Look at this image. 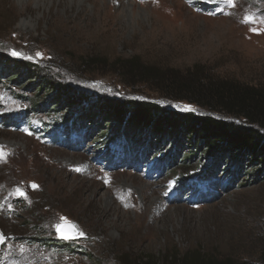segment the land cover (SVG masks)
I'll list each match as a JSON object with an SVG mask.
<instances>
[{"label": "rangeland", "instance_id": "rangeland-1", "mask_svg": "<svg viewBox=\"0 0 264 264\" xmlns=\"http://www.w3.org/2000/svg\"><path fill=\"white\" fill-rule=\"evenodd\" d=\"M133 58L264 87V0H0V264H134L192 249L257 259L261 167L235 169L231 182L212 157L175 165L190 155L186 146L178 144L174 164L157 157L173 153L170 140L155 145L157 138L138 134L143 145L123 138L109 148L95 144L106 122L89 113L100 98L218 117L124 82L111 65ZM11 61L36 68L46 92L36 93L22 69L21 84L9 82ZM56 89L74 108L34 111L36 98L47 104ZM61 223L83 236L59 240Z\"/></svg>", "mask_w": 264, "mask_h": 264}, {"label": "trees", "instance_id": "trees-1", "mask_svg": "<svg viewBox=\"0 0 264 264\" xmlns=\"http://www.w3.org/2000/svg\"><path fill=\"white\" fill-rule=\"evenodd\" d=\"M92 61L100 62L96 59H91ZM10 65L12 75L9 82L18 78V82L14 83L21 84L22 69L27 76L26 80L33 79L31 85L32 83L38 85L34 90L36 93L42 90L46 92L47 87L44 83L39 85L36 82V68L19 61H11ZM111 66L114 71H119L124 82L132 81L146 85L164 99L184 101L218 117L197 115L192 112L177 113L145 101L120 102L100 98L96 106L97 112L89 113L92 117H101L103 123L106 122L102 131L97 134L100 141H94L95 144L99 143L100 146L105 145L109 148L123 138L132 146L140 141L141 136L136 135L142 134L144 138L141 141L147 142L152 137L157 138L155 145L170 140L169 146L173 147V153H163L164 155L160 154L157 157L164 156L173 161V164L178 144L188 147L191 150V153H188L190 155L182 157L175 165H186L190 159L196 157H212L213 168L225 167L223 172L230 171L231 182L234 181L232 174L235 169L236 174H240L241 171L246 174L250 172L248 168L251 166H253L251 169L259 166L263 171L261 169L260 172H255V178H258V174H264V87L213 79L196 71L181 73L177 70H162L143 65L137 58L117 60ZM63 95L66 93L61 94L56 89V93L49 96L52 99L43 105L36 98L33 103L34 111H38L39 107H48L47 113L56 114L58 107L63 105H68L72 110L74 102L71 103L70 98H67L63 101L68 102L62 103ZM224 118L232 121H226ZM63 121L65 124L70 120L65 118ZM155 145L153 147H156ZM160 149L161 147L158 151ZM205 174L212 175V167ZM57 243L63 249L70 246L64 242ZM134 264H264V243L255 261L219 258L200 249H192L182 255H167L161 260L138 259Z\"/></svg>", "mask_w": 264, "mask_h": 264}, {"label": "water", "instance_id": "water-1", "mask_svg": "<svg viewBox=\"0 0 264 264\" xmlns=\"http://www.w3.org/2000/svg\"><path fill=\"white\" fill-rule=\"evenodd\" d=\"M60 225V231L58 232L57 228L55 227V233L57 235V237L59 238V240H66V239H62L61 238V232L65 233V234H70L73 232V230L75 229V231H77V229L74 227L73 224H69V223H61ZM0 245L2 243V241L5 239V237L0 233Z\"/></svg>", "mask_w": 264, "mask_h": 264}, {"label": "snow or ice", "instance_id": "snow-or-ice-1", "mask_svg": "<svg viewBox=\"0 0 264 264\" xmlns=\"http://www.w3.org/2000/svg\"><path fill=\"white\" fill-rule=\"evenodd\" d=\"M229 3H231V0H229ZM245 22L246 23H252L253 21L251 20V19H246L245 20ZM14 55H15V53H13ZM33 187L35 188L36 186L35 185H33ZM21 195H23V193H20ZM61 220H64V218L63 217H61ZM56 228H57V230H58V232L60 231V225L59 224H57L56 225ZM61 234V238L62 239H75L77 236H83V233H80V232H77V231H75V229L73 230V232L72 233H70V234H65V233H63V232H61L60 233ZM0 239H2V238H0Z\"/></svg>", "mask_w": 264, "mask_h": 264}]
</instances>
